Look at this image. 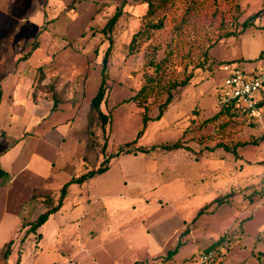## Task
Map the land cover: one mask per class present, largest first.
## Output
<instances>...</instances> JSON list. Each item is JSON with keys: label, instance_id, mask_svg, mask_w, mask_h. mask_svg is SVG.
<instances>
[{"label": "rangeland", "instance_id": "rangeland-1", "mask_svg": "<svg viewBox=\"0 0 264 264\" xmlns=\"http://www.w3.org/2000/svg\"><path fill=\"white\" fill-rule=\"evenodd\" d=\"M121 3L0 0V154L34 114L30 88L35 98L43 92L57 100L49 120L60 122L59 128L66 130L63 121L74 113L80 119L87 146L76 175L105 163L106 156L134 140L143 115L155 117L168 93H175L163 116L150 120L137 142L125 147L131 152L112 157L106 174L90 183V191L110 188L117 194L108 208L110 227L94 237L78 236L77 220L57 236L54 219L44 223L40 239L29 224L18 231L14 211L22 192H6L5 177L0 178V264H73L74 258L78 264H159L156 259L191 264L225 234L222 264H264V116L250 121L224 113L209 120L219 111L223 64L238 61L247 70L264 64V13L243 30V23L264 8V0H169L149 13L146 0H125L111 33L110 91L102 106L109 119L103 126L90 102L110 42L103 28ZM158 19L164 21L162 28L147 27ZM190 75L188 85L174 88ZM59 102L74 106L59 111ZM176 140L192 150L134 149ZM220 141L240 144V156L222 147L207 149ZM229 192L224 204L211 203ZM65 221L61 216L59 223ZM155 235L159 244L154 247ZM180 240L178 251L167 257Z\"/></svg>", "mask_w": 264, "mask_h": 264}, {"label": "crops", "instance_id": "crops-1", "mask_svg": "<svg viewBox=\"0 0 264 264\" xmlns=\"http://www.w3.org/2000/svg\"><path fill=\"white\" fill-rule=\"evenodd\" d=\"M27 93L29 99L33 101L34 114L31 115L29 113L30 118L22 135L14 138L10 145L0 154V169L3 170L0 173V178L5 177L3 186L6 192L14 190L18 193L22 192L19 195L22 202L17 211H14L16 228L20 225L17 228L18 231L20 228L24 230V225L35 220L38 214L47 209L45 198L48 193L52 192L54 200L57 202L64 184L72 178L87 172L83 171L81 174L76 175V172L84 164L83 157L87 146V137L81 132L82 123H79L80 119L74 117L75 113L73 116L65 118L63 123L68 124V128L63 130L58 127L60 122L55 123L49 120L54 112V99L49 98L43 92L33 98L31 88L28 89ZM11 99L13 105L19 104L17 97L13 96ZM72 106H74L72 103L59 102L57 110H70ZM120 157L121 155L115 157V159ZM108 170L82 183L72 182L69 184L62 205L47 220L54 219L56 221V236L57 233H60L61 227L76 220L82 227L78 231V236L80 234L83 237L86 235L94 237L104 229L108 230L110 227L108 208L114 206L113 198L117 194L111 191L110 188L103 189L105 191H90V183H92L93 179L105 175ZM124 181L127 182V180ZM36 202L40 204L37 203L38 205L34 208V203ZM28 205H31L30 210L25 209ZM39 206L40 208L43 207L44 210L41 208L38 211ZM78 207L81 210H79V214H76L74 211ZM61 216L66 217V221L62 223L64 225L59 223ZM84 223H87L86 227L82 225ZM43 225L38 229L42 233V237L44 234L41 231ZM179 229L180 227H177L175 232H178ZM145 231L149 233L147 227ZM157 238L155 235V239L152 240L151 245L154 247L159 244ZM83 250L86 251L85 248ZM156 260L161 264V259ZM71 262L78 264L75 258ZM138 263V260H135L131 264Z\"/></svg>", "mask_w": 264, "mask_h": 264}, {"label": "trees", "instance_id": "trees-1", "mask_svg": "<svg viewBox=\"0 0 264 264\" xmlns=\"http://www.w3.org/2000/svg\"><path fill=\"white\" fill-rule=\"evenodd\" d=\"M167 1H169V0H146V2H147V13L155 10L158 7V5H161V4L163 5V4L167 3ZM124 5H125V0H122L121 6L115 11V13L112 15V17L109 18V20L107 21V23L105 24V26L103 28V32L106 35H108V39L110 42H109V45L105 51V54H104V57L102 60L103 66H102L101 83H100V86H99L96 94L93 96V98L91 99V102H90L91 109L98 113L99 118H100L103 126L108 122V119H109V114H107L103 110L102 106L107 104L108 95H109V91H110V85H109V82L107 80L108 79L107 68H108L109 57L111 55V51H112V47H113V38L111 36V33H112L115 25L119 21L120 17L123 14V6ZM263 13H264V8H262L261 10L257 11L253 15H251L249 20H247L243 23V30H245L248 26L254 25L253 21L255 19H257L259 16H261ZM163 26H164L163 19H158L156 21L149 20L147 22L148 28L159 29V28H162ZM138 33H140V31H138L134 34V36L132 38V42L135 40L136 35ZM24 57H26V56H24ZM191 79H192V75H190L189 77H187L186 79H184L180 82H175L174 88L188 85ZM143 89H145V86H143L140 89V91H142ZM53 95H54V93H53ZM174 96H175V93H173L171 91L168 93L166 101L162 104V106L159 109V113L155 117L151 118L147 114L143 115L142 127L137 132V135H136L134 140L129 141V142L125 143L124 145L120 146V148L117 152H112L110 155L106 156V158H105L106 162L105 163L101 164L100 166H98L96 168L90 169L86 173H84L80 176L74 177L69 182H67L61 188L60 195L58 197L57 202H55L54 195L52 192L47 194V196L45 198V201L47 204V209L43 213H41L35 220L29 222L30 230H32L37 235L38 239H40L42 237V233L38 231L39 227L48 220V218L50 217V215L53 212H55L57 209L60 208V206L63 203L64 197L67 194L69 184L72 182L82 183L85 180H87L91 177H94L97 174L105 172L106 170H108V168L110 166V159L112 157H117L120 154H122L123 152H127V153L131 152V149L125 150V147L134 145L137 142V140L143 135V133H144V131L148 125V122L150 120L160 119L163 116L165 108L172 102ZM32 97L35 98L34 94H32ZM54 103H55V105L57 104L56 99H54ZM224 113H229L231 115L236 116L235 112H233L230 107L222 106L219 108V111L215 115H213L209 120L217 119L219 116H221ZM248 143H250V142L246 141V142H243L241 144L246 145ZM239 145H236L235 147H231L228 144H226L225 142L220 141V142H217L213 147L207 148V149L214 150V149L222 147L229 152H233L236 156H240V154L238 153V150H237V147ZM157 148H161V149L168 150V151L183 149V148L192 150L190 145L182 142L181 140H176V141L170 142V143L153 144L150 147L136 146L134 149L137 151H142V152H150L151 150L157 149ZM1 172H3V170L0 169V173ZM232 194H233V192H229L225 195L218 196L211 203L216 202L218 205H222L231 197ZM211 203L206 204L205 206L201 207L198 210L195 219H197L200 215L206 213L207 207ZM222 239H224V237H220L218 240H216V242H214L209 247H207L206 250L213 248ZM12 242H13V240L11 239L10 242L8 243V247L11 246ZM181 244H182V241L180 240L177 243L176 247L171 249L168 252L167 257H170V258L173 257V255L178 251V248L180 247ZM263 254H264V251H263Z\"/></svg>", "mask_w": 264, "mask_h": 264}, {"label": "built area", "instance_id": "built-area-1", "mask_svg": "<svg viewBox=\"0 0 264 264\" xmlns=\"http://www.w3.org/2000/svg\"><path fill=\"white\" fill-rule=\"evenodd\" d=\"M226 75L218 89V104L230 107L236 116L259 121L264 116V64L247 70L238 61L223 64ZM228 234L213 248L197 254L191 264H222L227 252Z\"/></svg>", "mask_w": 264, "mask_h": 264}]
</instances>
